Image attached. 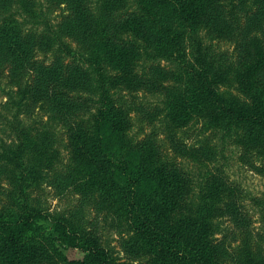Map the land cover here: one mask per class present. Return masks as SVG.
Listing matches in <instances>:
<instances>
[{
	"label": "trees",
	"instance_id": "trees-1",
	"mask_svg": "<svg viewBox=\"0 0 264 264\" xmlns=\"http://www.w3.org/2000/svg\"><path fill=\"white\" fill-rule=\"evenodd\" d=\"M45 2L64 12L38 29L25 18L34 0H0V70L15 87L9 100L65 130L68 157L45 125L23 128L0 162L12 187L0 206V264H126L85 228L83 212L73 219L33 198L43 183L78 195V211L116 220L126 253L149 264H264L249 236L231 248L215 238L220 218L248 227L225 174L195 179L177 160L197 159L191 147L178 143L171 157L152 132L135 138L117 97L160 95L156 120L233 135L264 172V0ZM214 40L231 42V56L216 54Z\"/></svg>",
	"mask_w": 264,
	"mask_h": 264
},
{
	"label": "rangeland",
	"instance_id": "rangeland-1",
	"mask_svg": "<svg viewBox=\"0 0 264 264\" xmlns=\"http://www.w3.org/2000/svg\"><path fill=\"white\" fill-rule=\"evenodd\" d=\"M34 2L36 15L25 17L27 26L34 24L38 25V29H42V22L55 24L64 12L61 7L47 9L45 0H34ZM212 45L216 54L225 52L231 56L233 50L231 42L214 40ZM49 57L50 54H47V59ZM38 58H43V54H39ZM163 64L167 66L162 62L161 65ZM14 90L15 87L9 82L6 71L0 70V162L5 160L8 150L17 142V136L23 128L30 130L46 128V126L52 129L51 132L57 138L61 162L66 161L68 152L65 130L50 122L45 110L35 107L29 111L23 105L18 106L17 102L9 100ZM117 95L118 99L131 109V135L139 139L152 132L163 152L171 157L174 156V147L177 148L178 143L182 142L187 148L191 147L194 150L191 151V156L196 154L197 159L175 152L178 154L177 160L194 175L195 179L196 176L206 178L210 172H223L235 186L234 196L238 198L240 210L247 219L248 227L242 233L240 221L223 217L217 220L215 238L231 248L246 235L245 238L248 239L249 236L255 250L260 249L264 252V172L259 169L262 164L261 159L245 153L235 142L233 135L224 131L205 130L201 123H193L177 129L172 128L166 121L162 122L159 117L156 120V116L159 115H152L157 113L155 109L160 108V95L141 90L129 94L127 90L122 89L117 91ZM13 101L17 100L13 99ZM205 146L210 147V155L200 150ZM11 190L9 182L4 177H0V206L4 204L5 199L9 200L7 195ZM31 195L42 201L54 213L64 214L74 219L81 216L83 212L82 220L85 228L95 230L101 245L110 251L118 262L149 264L146 262V257H132L126 253L121 244L123 233H120L119 224L112 217L103 213L98 214L90 207L78 211V195L71 192H56L45 183L40 189L33 190ZM65 249L69 258L80 256L77 250Z\"/></svg>",
	"mask_w": 264,
	"mask_h": 264
}]
</instances>
